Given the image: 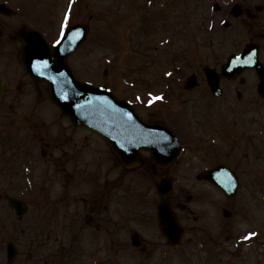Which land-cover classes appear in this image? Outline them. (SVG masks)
Returning a JSON list of instances; mask_svg holds the SVG:
<instances>
[{
  "label": "flooded vegetation",
  "instance_id": "flooded-vegetation-1",
  "mask_svg": "<svg viewBox=\"0 0 264 264\" xmlns=\"http://www.w3.org/2000/svg\"><path fill=\"white\" fill-rule=\"evenodd\" d=\"M17 1L0 0V264H135L137 253L150 255L160 246L171 247L159 229L158 243L147 232L148 224L158 227L162 200L182 227L180 241L192 231L182 224L201 200L188 186H211L202 174L219 165L236 174L238 186L257 185L256 192L264 193V113L250 115L245 108L264 101L255 96V67L242 68L231 78L221 76L218 94L210 91L206 73L219 74L221 65H202L199 60L156 66L145 94L132 82L123 100L141 121L157 123L160 130L152 131L148 140L116 143L125 155L128 149L135 153L120 159L103 135L61 113L49 100L45 83L21 66L16 32L23 26L37 28L26 26L27 0ZM33 1L30 13L38 19L33 22L46 37L56 24L55 0ZM202 1L208 8L206 24H214L208 34H215L219 25L241 34V42L253 44L264 63V0H197ZM194 3L178 11L172 23L200 26L194 22ZM189 31L186 40L165 51L197 57L200 32L194 27ZM190 76L194 84L186 89ZM248 83L256 92L241 89ZM254 97L261 100L251 104ZM153 134L166 135L169 141L162 144L172 147L168 154L153 153ZM136 159L133 165L123 162ZM158 181L171 187L165 198ZM11 200L19 203L17 210ZM233 200L223 197L225 204ZM134 236L139 246L133 245Z\"/></svg>",
  "mask_w": 264,
  "mask_h": 264
},
{
  "label": "rangeland",
  "instance_id": "rangeland-1",
  "mask_svg": "<svg viewBox=\"0 0 264 264\" xmlns=\"http://www.w3.org/2000/svg\"><path fill=\"white\" fill-rule=\"evenodd\" d=\"M66 1L55 0L53 3L56 9L54 33L45 32L50 41L56 38L55 35L61 34L68 7ZM139 1L144 0H84L83 6L79 3L73 9L72 15H67V23H70L67 26L75 23L89 25V34L87 33L88 37L83 42L84 45L82 44L83 46L81 45L71 58L75 69L84 79L92 80V83L97 85L110 86L119 92L123 87L121 84H127L131 79L129 76L134 72H142L135 74L138 77H145L153 71V67L161 66L163 63L185 65L184 58L171 56L165 49L168 47L167 43L170 42L169 46L172 42L177 45L180 38H185V34H188L186 28L194 27L200 32L197 46L200 48L198 60L202 65H221L229 53L241 49L239 46H242V35L239 34L236 37L229 35L232 33L231 29L225 30L219 25L215 27V34L209 35L206 32L205 20L209 16L208 8L203 1L198 3L197 0H184L185 6L182 5V0L178 5L170 2L171 7L167 10L168 14L165 17L167 24H163L166 25L165 27L151 17L150 10L144 8V2L139 6ZM253 1L256 0H248V3ZM19 2L21 3L18 0L17 3ZM27 2L30 8L25 11V21L36 26L38 23L33 21L38 19L32 18L30 13L35 2L33 0H27ZM192 2H195L194 5L197 7L195 11H198L194 22H199L200 26L197 25L196 28L192 25L185 27L181 23L172 24L178 16V11L179 13L187 11ZM25 4L26 2L22 1V5ZM146 11L149 16H145ZM28 13L29 17H27ZM179 26L182 29H179ZM38 29L41 28L38 27ZM163 40L167 42L163 43ZM252 87H254L253 84L248 83L241 89L252 92ZM250 96L248 94L249 98ZM255 96L259 97L257 94ZM260 100L255 98L249 102L253 104ZM245 108L250 109V115L263 114L264 101H260L256 107L245 106ZM211 188L208 185L195 188L194 192L198 194L199 199H205L208 203L195 208L194 215L199 218L198 221H194L189 216L184 222L185 225L192 227L190 232L193 234L188 232L185 235L183 246L175 252H168L165 248L158 249V247L150 255L137 253L135 264H143L144 261L145 264H264V195L260 196L257 192L254 196H250L253 190H257V186L244 185L233 206H227L232 214L225 218L221 214V206H217L222 205L219 203L221 196H218L220 194ZM212 200L213 204L210 206ZM147 229L152 232L154 239L155 226L150 224ZM249 233L256 235L249 240H244L243 237ZM189 236L194 240L192 246L185 244ZM158 242L160 241H156ZM247 249L250 250V257L246 255Z\"/></svg>",
  "mask_w": 264,
  "mask_h": 264
},
{
  "label": "water",
  "instance_id": "water-1",
  "mask_svg": "<svg viewBox=\"0 0 264 264\" xmlns=\"http://www.w3.org/2000/svg\"><path fill=\"white\" fill-rule=\"evenodd\" d=\"M86 31V26H77L69 29L64 39L53 48H50L35 32L22 31L20 35L23 41L21 61L31 74L45 79L51 99L74 122L92 127L111 138L113 137L114 123L116 121L115 114L117 113V107L121 103L116 102L109 92L78 81L65 62L67 54L82 40ZM249 49L250 47L247 45L243 49L242 54L229 56L227 62L222 66L221 75L230 77L240 72V69L237 71L232 70L231 66L239 68L256 66L261 78L258 90L262 92L264 70L257 62L256 49L254 48L252 51ZM237 57H240V59H237ZM44 60L48 61V67L37 65V61ZM249 60L250 62L246 63ZM209 84L213 90L218 89L217 81L210 79ZM121 111L124 112L122 109ZM115 151L120 155L121 159L130 156L128 155L130 153L126 156L119 149ZM204 176L208 180L215 182L229 196H234L236 184L229 172L218 169L212 172L208 171ZM224 213L226 216L229 214L226 211ZM159 218L163 233L167 236L169 242L176 246L181 230L165 203H162L159 207Z\"/></svg>",
  "mask_w": 264,
  "mask_h": 264
},
{
  "label": "snow or ice",
  "instance_id": "snow-or-ice-1",
  "mask_svg": "<svg viewBox=\"0 0 264 264\" xmlns=\"http://www.w3.org/2000/svg\"><path fill=\"white\" fill-rule=\"evenodd\" d=\"M65 27H67V15L65 16V24L64 25H62V30H61V35L63 36L64 35V31H63V29L65 28ZM61 41H59V40H57L56 41V44H59ZM237 59H240V57H237ZM248 62H250V60L249 61H246V63H248ZM37 65H43V67H48V61L47 60H44V61H37ZM35 67V66H34ZM61 75H63V74H61ZM66 98V97H65ZM156 99H160L159 97H157ZM256 234L255 233H249V235H247V236H244L243 237V239L244 240H249V239H251L252 238V236H255Z\"/></svg>",
  "mask_w": 264,
  "mask_h": 264
}]
</instances>
